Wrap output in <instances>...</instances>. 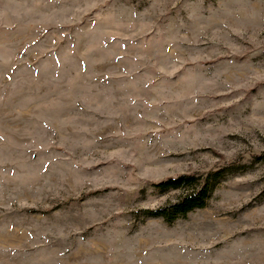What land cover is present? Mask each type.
Segmentation results:
<instances>
[{
	"label": "rangeland",
	"instance_id": "obj_1",
	"mask_svg": "<svg viewBox=\"0 0 264 264\" xmlns=\"http://www.w3.org/2000/svg\"><path fill=\"white\" fill-rule=\"evenodd\" d=\"M261 153L264 0H0V264H264Z\"/></svg>",
	"mask_w": 264,
	"mask_h": 264
},
{
	"label": "trees",
	"instance_id": "obj_2",
	"mask_svg": "<svg viewBox=\"0 0 264 264\" xmlns=\"http://www.w3.org/2000/svg\"><path fill=\"white\" fill-rule=\"evenodd\" d=\"M264 164V153L252 157V164ZM238 162L226 164L223 168L211 171L205 175L183 174L176 178H167L152 184V188L159 194L172 191L182 192L174 202L157 209L142 210L147 219H162L167 224H173L186 218L196 210L205 209L217 186L225 179L227 172H233Z\"/></svg>",
	"mask_w": 264,
	"mask_h": 264
}]
</instances>
